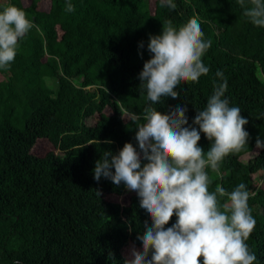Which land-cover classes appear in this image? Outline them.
<instances>
[{"label":"trees","instance_id":"trees-1","mask_svg":"<svg viewBox=\"0 0 264 264\" xmlns=\"http://www.w3.org/2000/svg\"><path fill=\"white\" fill-rule=\"evenodd\" d=\"M174 3L175 10L160 0H0V11L15 5L35 25L10 67L0 69V264H124L133 246L142 251L138 236L150 216L123 182L94 180L95 164L126 142L138 149L135 134L149 106L166 114L186 103L192 125L223 82L217 71L229 106L249 121V140L221 161L219 173L206 169L209 191L244 183L253 193L256 226L246 243L254 264H264V148L256 146L264 141V27L244 15L250 0L244 7L239 0ZM190 18L211 41L202 56L209 72L181 82L179 99L153 104L138 78L152 55L149 37L167 20L179 27ZM40 142L52 149L36 153ZM211 143L201 132L199 146L206 152Z\"/></svg>","mask_w":264,"mask_h":264},{"label":"clouds","instance_id":"clouds-1","mask_svg":"<svg viewBox=\"0 0 264 264\" xmlns=\"http://www.w3.org/2000/svg\"><path fill=\"white\" fill-rule=\"evenodd\" d=\"M239 3L245 6V0ZM250 4L244 15L255 26L264 27V0H250ZM160 5L172 10L177 7L174 0H160ZM65 10L75 9L68 3ZM34 26L26 12L15 5L0 11V69L10 67L18 41ZM203 37L197 18L179 27L167 20L161 34L150 35L147 47L152 55L138 77L148 100L153 104L162 97L175 101L181 82H198L208 74L202 56L211 41ZM216 76L223 82L215 85L206 108L197 112L192 125H188L186 103L166 114L149 106L144 110L145 123L135 134L139 150L126 142L118 153L106 151L102 161L95 164L94 180L99 182L104 177L117 186L123 182L128 191L136 192L140 207L152 221L150 227L144 225L143 236H138L143 250L133 246L124 264H201V258L202 264L256 261L246 243L256 226L248 203L253 193L244 183L231 192L219 184L209 191L206 169L219 173L221 161L241 151L249 140L244 127L248 119L238 107L229 106L223 72L217 71ZM131 118L135 121L139 117L133 113ZM201 132L212 142L206 152L198 144ZM256 146L264 148L259 137ZM173 215L176 222L165 228Z\"/></svg>","mask_w":264,"mask_h":264},{"label":"rangeland","instance_id":"rangeland-1","mask_svg":"<svg viewBox=\"0 0 264 264\" xmlns=\"http://www.w3.org/2000/svg\"><path fill=\"white\" fill-rule=\"evenodd\" d=\"M45 1V0H44ZM126 117H123V121H126ZM50 149H52L51 148V144L50 143H48V142H40L37 146H36V149H35V152L36 153H39V154H43V153H45L47 150H50ZM256 149L255 150H253V151H251L250 153H248V154H245V155H243L241 158H240V160L242 161V162H246L249 158H252L253 156H254V154L256 153Z\"/></svg>","mask_w":264,"mask_h":264}]
</instances>
